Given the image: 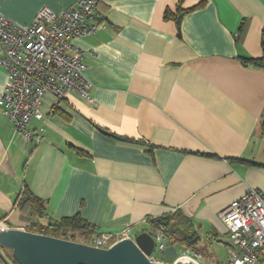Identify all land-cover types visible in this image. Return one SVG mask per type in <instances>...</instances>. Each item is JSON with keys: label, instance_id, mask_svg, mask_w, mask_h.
I'll return each instance as SVG.
<instances>
[{"label": "crops", "instance_id": "0c3cea01", "mask_svg": "<svg viewBox=\"0 0 264 264\" xmlns=\"http://www.w3.org/2000/svg\"><path fill=\"white\" fill-rule=\"evenodd\" d=\"M77 1L0 0V14L25 27ZM96 2L94 33L73 40L90 101L46 95L30 124L40 143L0 105V222L25 230L29 190L50 218L79 215L95 236L153 233L147 219L180 209L201 241L221 242L219 212L264 191V68L243 63L264 62V0ZM177 7L190 10L179 29L164 18ZM6 76L0 67V97Z\"/></svg>", "mask_w": 264, "mask_h": 264}, {"label": "built area", "instance_id": "2783aa9c", "mask_svg": "<svg viewBox=\"0 0 264 264\" xmlns=\"http://www.w3.org/2000/svg\"><path fill=\"white\" fill-rule=\"evenodd\" d=\"M96 0H78L72 7L52 12L42 7L33 22L19 27L0 14V67L6 71V83L0 97L1 113L14 133L36 143L43 141V129L30 128L41 120L46 95L63 99L76 93L90 101L91 84L86 80V64L73 52V40L93 34L87 24ZM228 237L224 264H264V191L250 189L219 212ZM9 228L0 222V230ZM24 230V229H23ZM154 251L176 248L175 260L185 258L199 264L201 254L191 248H178L161 231L151 233ZM133 236L131 227L120 234L95 236L88 244L106 249L117 241Z\"/></svg>", "mask_w": 264, "mask_h": 264}, {"label": "water", "instance_id": "95a60500", "mask_svg": "<svg viewBox=\"0 0 264 264\" xmlns=\"http://www.w3.org/2000/svg\"><path fill=\"white\" fill-rule=\"evenodd\" d=\"M154 247V238L148 231L101 249L14 227L0 230V248L9 250L16 264H196L185 258L175 260L173 246L162 252L164 262L154 261Z\"/></svg>", "mask_w": 264, "mask_h": 264}, {"label": "trees", "instance_id": "16d2710c", "mask_svg": "<svg viewBox=\"0 0 264 264\" xmlns=\"http://www.w3.org/2000/svg\"><path fill=\"white\" fill-rule=\"evenodd\" d=\"M189 11L177 7L175 14L168 10L165 11L164 18L173 20L179 29L181 17ZM243 63L264 68V62L259 59L244 58ZM19 208L27 223L26 231L84 244H89L92 238L95 237L94 226L79 215L64 217L58 220L50 218L46 213L43 202L37 199L29 190L24 191ZM43 218L46 219L45 223L40 222V219ZM147 223L152 230L151 232H164L166 237L175 245L177 244L179 248H191L197 252L199 251L201 237L198 234V230L191 218L187 217L180 209H176L174 212L164 214L163 216L147 219ZM7 261L10 262L9 259ZM11 261L14 262L12 258Z\"/></svg>", "mask_w": 264, "mask_h": 264}, {"label": "rangeland", "instance_id": "374dc122", "mask_svg": "<svg viewBox=\"0 0 264 264\" xmlns=\"http://www.w3.org/2000/svg\"><path fill=\"white\" fill-rule=\"evenodd\" d=\"M138 229L134 231L136 233ZM221 242H215V241H207L205 238L200 243L199 247V253L201 254V260L199 261V264H224L227 258V249L228 244L230 242L228 241L227 236H222L220 239ZM179 248V247H178ZM180 249V248H179ZM11 261V256L9 250L5 248H0V264H6L4 262H7V259ZM152 258L164 261L161 258V253L158 251H154L152 254ZM10 264L9 262H7ZM12 264H16L12 262Z\"/></svg>", "mask_w": 264, "mask_h": 264}]
</instances>
